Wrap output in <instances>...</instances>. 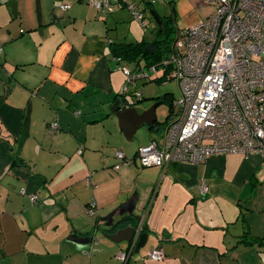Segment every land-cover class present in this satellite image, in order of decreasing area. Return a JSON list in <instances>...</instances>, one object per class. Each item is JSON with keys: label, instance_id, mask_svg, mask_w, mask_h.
Listing matches in <instances>:
<instances>
[{"label": "crops", "instance_id": "1", "mask_svg": "<svg viewBox=\"0 0 264 264\" xmlns=\"http://www.w3.org/2000/svg\"><path fill=\"white\" fill-rule=\"evenodd\" d=\"M140 1L157 11V0ZM170 3L179 30L214 13L204 0ZM41 6L39 26L36 0H0V264H121L118 252L135 237L130 225L142 228L148 241L128 264H264L260 155L142 167L139 148L163 136L155 134L161 130L157 108L164 103L158 99L153 127L141 124L132 142L119 128L112 107L125 96L126 77L112 43H151L157 27L148 38L128 9L106 16L86 0H41ZM140 86L145 95L147 85ZM127 94L132 102V90ZM141 100L137 105L145 96ZM30 104L31 137L18 154ZM142 106L135 107L138 113H149ZM172 111L173 104L164 125ZM142 128L148 133L135 142ZM115 147L125 149L132 163H121ZM135 194L139 220L114 229L117 241L85 245L69 239L92 229L96 217L87 215L89 206L103 218ZM157 249L163 261L146 258Z\"/></svg>", "mask_w": 264, "mask_h": 264}, {"label": "built area", "instance_id": "2", "mask_svg": "<svg viewBox=\"0 0 264 264\" xmlns=\"http://www.w3.org/2000/svg\"><path fill=\"white\" fill-rule=\"evenodd\" d=\"M86 1L103 12L114 10L110 0ZM204 3L214 9L213 15L179 32L173 52L161 60V74L169 70L168 78L177 81L180 97L173 102L162 140L139 148L142 167L167 169L171 163L199 164L231 154L246 159L258 154L264 163V0ZM61 8L67 10L69 6ZM135 17L144 27V17L138 12ZM121 70L134 87L138 80L156 74L158 68L142 65L137 76L127 67ZM129 91L126 87L122 94ZM133 95L140 99V93ZM51 128L57 131L59 126L53 124ZM115 156L123 164L132 163L125 152L116 151ZM200 190L207 191L205 183ZM37 198L33 196L34 201ZM86 213L89 217L97 214L91 206ZM135 246L136 242L118 252L121 264L127 263ZM146 258L160 262L165 254L157 249Z\"/></svg>", "mask_w": 264, "mask_h": 264}, {"label": "water", "instance_id": "3", "mask_svg": "<svg viewBox=\"0 0 264 264\" xmlns=\"http://www.w3.org/2000/svg\"><path fill=\"white\" fill-rule=\"evenodd\" d=\"M36 2H37L38 23H39V26H41L43 22L41 0H36ZM146 10H147V13L149 14V17L156 23V25L159 27V30L162 31L163 19L161 15L151 6H148ZM127 95L128 94H125L124 98H118L116 100V102L114 103V106L112 107V112L115 113V115L117 116L119 120L120 128L124 132V135L127 141L132 142L141 124H147L149 127H153V125L157 121L155 110L158 106V103L153 105L150 111H148L149 113L140 115L137 109L135 108V106L137 105L138 101H140V99L136 98V96L133 95V98H132L133 101L131 102L130 98H128ZM32 111H33L32 104H30L29 109H28V114L26 117V121H25V125H24V130L22 132V136L18 143V154H22L25 143L31 137ZM136 203H137V195L135 194L133 197L128 199L125 203L121 204L118 208H116L106 217L100 218L97 214L95 216L96 219L94 223H92V226H93L92 229L88 231L84 235V237H80L78 232H74L73 235H71L69 239L74 242L82 243L85 245L91 244L94 241L97 242L100 240V238H108L110 240L117 241L119 232L112 233L114 229H116L118 226L128 223L129 221L139 220V217L135 215ZM99 221L100 223L103 224L102 227L99 226L98 224ZM130 229L132 230V233L135 234V237L132 236L129 239L131 243L136 237L139 236V242L136 246V250L134 251V254L138 255L140 251L147 244L148 234H145V233L140 234L141 229H142V228L140 229V227H139V230H136L132 225H130ZM129 260L127 261L126 264L129 263Z\"/></svg>", "mask_w": 264, "mask_h": 264}, {"label": "trees", "instance_id": "4", "mask_svg": "<svg viewBox=\"0 0 264 264\" xmlns=\"http://www.w3.org/2000/svg\"><path fill=\"white\" fill-rule=\"evenodd\" d=\"M119 1V0H118ZM128 3L124 2H117L116 0H110L111 4L114 6V10L109 12H104L106 16L112 15L115 13L119 7L128 9L131 11L134 18L135 13L138 12V14H141L143 18V22L145 23L144 28H148V24L146 22L147 16L149 14L147 13V7L144 6L140 0H127ZM151 4V3H149ZM131 6L133 7V10L131 9ZM170 13L167 16H163V28L162 31L158 30L159 27H157L155 31V39L150 43L148 41H140V42H120V43H112V54L113 59L119 62V65L121 67H127L132 72L133 75L137 76L139 74V69L142 67L141 62H145L147 67L151 66H157L158 71L156 74L151 75V77L148 78V80L141 79L142 84H152V83H165L166 80H171L168 78L169 70L166 71L165 75L161 74V60L167 58L172 52H173V46L175 44V39L171 43L164 42V39H161V35L165 32V28L167 26H170L171 24L177 23V15L176 10L173 6V3L169 4ZM151 19V18H150ZM188 29L179 30L177 27L178 33L183 32ZM178 36V35H177ZM177 39V38H176ZM175 40V41H174ZM120 67V68H121ZM127 80V78H126ZM139 81V80H138ZM137 81V82H138ZM141 87V86H140ZM143 87L140 89H137V93H140V99H144V93H143ZM168 94L164 95V98L158 97L157 99L161 102L167 103L170 107L173 104V97L168 98ZM118 99V98H117ZM116 99V100H117ZM170 116V115H169ZM170 119V117H168ZM167 119V120H168ZM167 124V123H166ZM264 239H262L263 242ZM126 250V249H125ZM121 250V251H125ZM121 263V262H120Z\"/></svg>", "mask_w": 264, "mask_h": 264}, {"label": "rangeland", "instance_id": "5", "mask_svg": "<svg viewBox=\"0 0 264 264\" xmlns=\"http://www.w3.org/2000/svg\"><path fill=\"white\" fill-rule=\"evenodd\" d=\"M157 1H158V4H156L155 7H156L157 11L159 12V14L161 15V17L169 15V13H170V9L168 6L169 0H157ZM132 17H134V16L132 15ZM147 18H148V20H146V22L148 24V29L146 30L145 28H142V26H140L142 28V29L141 28L140 29H141V32H143L149 38L152 36V30H153L152 27H158V26L156 25V23L152 19H150L149 16H147ZM134 20L139 23L138 20H136V19H134ZM152 21H153V23H152ZM177 27H178V23L171 24L170 26H167V28H165V32L163 33V35H161V39H164L165 43H167V42L171 43L173 41V39L176 40L177 35H178V31H176ZM121 28H122L121 31H124L125 34H128L130 32L129 28L127 27V24H123L121 26ZM144 29L147 32L143 31ZM130 37L131 36H129L128 40H130ZM146 71L148 72V68L146 69ZM140 82H141V79L136 83L134 88H132V85H129L128 83L126 84V80H125L122 91L123 90L125 91V88L128 87V91L132 90V92L135 94L137 89L140 87V84H141ZM166 94H168V96H167L168 98L180 97V89H179L178 83L175 79L166 80L165 83H161V84L160 83L148 84L145 87V98H146V100L142 103H139L135 107H139V106L144 105L142 107H144V108L146 107L147 110H149L153 107L154 104H156L157 101L155 99H157L158 97L164 98V95H166ZM159 108H160V110L158 112V120H159V127L161 128V130L156 132L155 134L159 135V137H160L162 135V133H164V130L166 127V125H164V122H165V119H166V116L168 113L169 105L164 102L161 104L160 107L157 108V110ZM118 122H119V120H118ZM104 125H105V123H104ZM119 128H120V125H119ZM147 133H148L147 128H142L139 132V135L135 138V142H138L140 137L144 134H147ZM154 140H157V139H154ZM132 145H134V143ZM112 148H113L112 150H113V155H114V146ZM116 151L125 152V149H123L121 147H115V152ZM125 154L127 155L126 152H125ZM71 259L75 260L76 258H75V256H72Z\"/></svg>", "mask_w": 264, "mask_h": 264}, {"label": "flooded vegetation", "instance_id": "6", "mask_svg": "<svg viewBox=\"0 0 264 264\" xmlns=\"http://www.w3.org/2000/svg\"><path fill=\"white\" fill-rule=\"evenodd\" d=\"M138 240H139V236L136 237V238L132 241V243H130L129 247H131V246L134 244V242H136V246H137V244H138ZM136 246H135V250H136ZM146 257H147V256H146Z\"/></svg>", "mask_w": 264, "mask_h": 264}]
</instances>
